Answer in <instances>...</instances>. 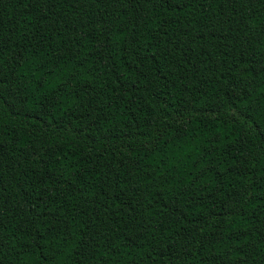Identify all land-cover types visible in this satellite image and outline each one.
Wrapping results in <instances>:
<instances>
[{
  "label": "trees",
  "instance_id": "1",
  "mask_svg": "<svg viewBox=\"0 0 264 264\" xmlns=\"http://www.w3.org/2000/svg\"><path fill=\"white\" fill-rule=\"evenodd\" d=\"M0 264H264V0H0Z\"/></svg>",
  "mask_w": 264,
  "mask_h": 264
}]
</instances>
